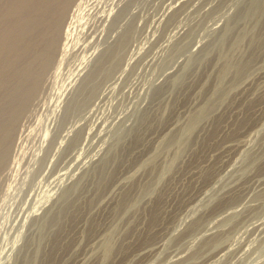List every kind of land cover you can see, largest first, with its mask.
<instances>
[{
  "label": "rangeland",
  "instance_id": "1",
  "mask_svg": "<svg viewBox=\"0 0 264 264\" xmlns=\"http://www.w3.org/2000/svg\"><path fill=\"white\" fill-rule=\"evenodd\" d=\"M89 1L1 167L0 264H264V0Z\"/></svg>",
  "mask_w": 264,
  "mask_h": 264
},
{
  "label": "bare ground",
  "instance_id": "2",
  "mask_svg": "<svg viewBox=\"0 0 264 264\" xmlns=\"http://www.w3.org/2000/svg\"><path fill=\"white\" fill-rule=\"evenodd\" d=\"M18 2H16V4L12 5V4H8L5 6V9L4 11L1 13L0 12V25L5 21H7L3 26L2 30H0V170H1V167H4L6 166V163L7 162V159L9 157V155H12L13 154H10V152L14 149V147L16 146L17 143H19V141L21 140H24L26 138H23L24 136L26 137V135H24V128L25 127V119H27L26 117L27 116H30L29 113L31 112V106L33 105L34 101L35 100H38L39 98V95H41V92L43 91V87H45V76L47 75V73L49 71H51L50 69L52 68V66H55V68L57 67V65H59L61 63V61L66 57L68 56V52L71 50L72 52L75 50L74 47H72L74 44L73 43V39H74V42L76 41V39L74 38V34H79V33H83L82 30H85V24L88 23V18H85L84 19V14H82L81 12L82 11H85L84 8L83 9V5L84 3L86 4L87 0H17ZM91 1V0H90ZM89 1V2H90ZM96 1V0H95ZM98 1V0H97ZM104 1V0H103ZM132 1V0H131ZM258 1V0H257ZM262 1V0H261ZM2 2V0H1ZM5 2V0L3 1ZM2 2V4H3ZM7 2H9L7 0ZM124 2V1H123ZM264 2V1H263ZM88 3V2H87ZM252 3H255L254 0H251V7L253 6ZM102 4V3H101ZM127 4V3H126ZM125 4V5H126ZM249 4V3H248ZM261 4V3H260ZM259 4V5H260ZM1 5V4H0ZM90 5V4H88ZM87 5V7H88ZM93 5V4H92ZM95 5V3H94ZM187 5V4H186ZM249 5V6H250ZM255 5V4H254ZM264 6V4H262ZM261 5V6H262ZM4 6V4H3ZM86 6V5H85ZM84 6V7H85ZM111 6V5H109ZM248 6V8H250ZM97 7V6H96ZM123 7V6H122ZM195 7V6H194ZM256 7V6H255ZM4 8V7H3ZM94 10V7H90ZM113 8V7H112ZM127 8V7H126ZM264 9V7H262ZM88 9V8H87ZM86 9V10H87ZM98 9V8H97ZM96 9V11H97ZM111 9V8H110ZM109 9V12L111 11ZM208 9V8H207ZM247 9V8H246ZM257 9V8H256ZM176 10V9H175ZM219 10V9H218ZM250 10V9H249ZM89 11V9H88ZM99 11H101L99 9ZM104 11V10H103ZM102 11V12H103ZM106 11V10H105ZM115 11V9H114ZM242 11V10H241ZM248 11V10H246ZM246 11H244L246 13ZM256 11V10H255ZM254 11V12H255ZM259 11V10H258ZM264 11V10H263ZM86 12V11H85ZM252 12V11H251ZM90 13V12H89ZM112 13V11L110 12ZM109 13V14H110ZM118 13V14H117ZM113 12L112 16L110 17L109 15V18H108V26L113 24L115 21H117L116 19L119 18L118 15H119V12ZM134 13V12H133ZM238 13V12H237ZM260 13V11H259ZM262 13V12H261ZM83 16H82V15ZM86 14V13H85ZM98 15L102 14L101 12L100 13H97ZM122 14V13H120ZM204 14V13H203ZM243 14V12H242ZM240 14V16L242 15ZM248 14V12H247ZM246 14V15H247ZM264 14V13H263ZM93 15V14H92ZM99 17L97 15H95L96 17L100 18L102 16ZM126 15V14H125ZM206 15V14H205ZM254 15V14H253ZM89 16V15H88ZM121 16V15H119ZM244 16V14H243ZM87 17V16H86ZM94 17V16H93ZM104 17V16H103ZM108 17V16H107ZM123 17V16H122ZM125 17V16H124ZM237 17V16H236ZM253 17V16H252ZM90 18V17H89ZM95 18V17H94ZM92 19V22H93V19ZM251 18V17H250ZM255 18V17H254ZM258 20L261 18L259 17H256ZM264 18V16H263ZM105 19V18H104ZM200 19V18H199ZM244 19V18H243ZM262 19V18H261ZM95 20V19H94ZM107 19H105L106 21ZM245 20V19H244ZM114 21V22H113ZM241 21V20H240ZM243 21V20H242ZM254 21V20H253ZM257 21V20H256ZM91 22V21H90ZM97 22V21H96ZM118 22V21H117ZM116 22V23H117ZM120 22V21H119ZM258 22V21H257ZM95 23V21H94ZM232 23V22H231ZM132 24V23H131ZM105 25V24H104ZM129 25V23H128ZM231 25V24H230ZM131 26V25H129ZM227 26V25H226ZM243 26V25H242ZM98 27V25H97ZM101 27V26H100ZM125 27H126V24H125ZM124 27V28H125ZM139 27V26H138ZM225 27V26H224ZM230 27V26H229ZM237 27V26H236ZM264 27V26H263ZM96 28V27H95ZM103 28H105L103 26ZM108 28V27H106ZM103 29V30H106ZM123 28V29H124ZM128 28V26H127ZM152 28V27H151ZM164 28V27H163ZM231 28V27H230ZM86 29H90V28H86ZM91 29H93V27H91ZM122 29V30H123ZM126 29V28H125ZM232 29V28H231ZM252 29V28H250ZM99 31V28L97 29ZM95 30V32L97 31ZM127 31H129L128 29H126ZM171 30V29H170ZM227 30V29H225ZM229 30V28H228ZM227 30V32H228ZM255 30V29H254ZM253 30V31H254ZM92 31V30H90ZM89 31V32H90ZM108 31V30H106ZM111 31V30H110ZM109 31V32H110ZM185 31V30H184ZM239 31V30H238ZM94 32V31H92ZM90 32V33H92ZM108 32V34H109ZM132 32V31H131ZM222 32V31H221ZM241 32V31H240ZM239 32V33H240ZM245 32V31H244ZM86 35L89 34L87 31L85 32ZM99 33V32H98ZM101 33V31H100ZM105 33V32H104ZM139 33V32H138ZM229 33V32H228ZM108 34H104V35H108ZM121 34V32H120ZM225 34H226V31H225ZM242 34V33H241ZM240 36H243L241 35ZM252 34V33H251ZM262 34V33H261ZM80 35V34H79ZM82 35V34H81ZM80 35V37H82ZM102 35V34H101ZM110 35V34H109ZM123 35V34H122ZM181 35V34H180ZM221 35H223L224 37V34L221 33ZM237 35V34H236ZM85 36V35H84ZM90 36V34H89ZM92 36V35H91ZM124 36V35H123ZM79 37V36H77ZM80 37L77 39L76 41V45H79L78 40H80ZM100 37V36H99ZM113 37V36H112ZM237 37V40L240 39V37L236 36ZM116 38V37H115ZM121 38V36H120ZM186 38V37H185ZM234 38V37H233ZM245 38V37H244ZM263 38V37H262ZM95 37L93 38V41ZM101 39V38H100ZM122 39H124L122 37ZM98 40V39H97ZM107 40V39H106ZM105 40V42H106ZM208 40V39H207ZM235 40V39H234ZM243 40V39H242ZM99 41V40H98ZM112 41V40H110ZM119 41V39H118ZM122 41V40H121ZM157 41V40H156ZM180 41V40H179ZM241 41V40H239ZM238 41V42H239ZM80 44H81V40L79 41ZM92 42V39L91 41ZM101 42V40H100ZM104 42V41H103ZM103 42H101L103 44ZM116 42V41H115ZM120 42V41H119ZM182 42V41H181ZM252 42V41H251ZM250 42V43H251ZM87 43V42H85ZM84 43V44H85ZM109 43V41H108ZM113 43V42H111ZM186 43V42H185ZM201 43V42H200ZM234 44H236V42H233ZM233 43H231V45H233ZM254 43V42H252ZM88 44V43H87ZM87 44H86V47H87ZM93 45V43H91ZM99 46L101 45L100 43H98ZM177 44V43H176ZM205 44V43H204ZM238 44V43H237ZM236 44V45H237ZM241 44V43H240ZM90 45V44H89ZM96 45V42L95 44ZM106 45V44H105ZM104 45V46H105ZM230 45V46H231ZM239 45V44H238ZM80 46V45H79ZM91 46V45H90ZM117 46V45H116ZM205 46V45H204ZM235 46V45H234ZM78 47V46H77ZM82 47V46H81ZM85 48V46H83ZM92 47V46H91ZM110 47V45H109ZM112 47V46H111ZM181 47V46H180ZM72 48H74V50H72ZM93 48V47H92ZM100 48V47H99ZM188 48V47H187ZM215 48V47H214ZM231 48V47H230ZM229 48V49H230ZM236 48V47H234ZM233 46H232V50L234 49ZM242 48V47H241ZM78 49V48H76ZM79 49H82V48H79ZM78 49V50H79ZM86 49V53H87V49L88 48H85ZM96 49V47H95ZM98 49V47H97ZM96 49V50H97ZM101 49V48H100ZM107 49H110V48H106L104 50V48H102V52H100L99 56H96L97 58L95 59L94 63H92L93 65L91 66V68H89V71L86 69V74L81 77L77 76V78H81L80 80H78L76 78V80L80 81L78 82V86L77 88H79V85L81 86V84L85 81V78L90 75H92L91 73L92 72V69L94 68V65L96 64L95 62L98 60V59H101L102 56L106 55L107 53ZM174 49V48H173ZM92 50V49H91ZM178 50V49H177ZM185 50V49H184ZM77 52V50H75ZM82 51V50H81ZM80 51V52H81ZM94 52V51H93ZM112 51L110 50V53ZM120 52V51H119ZM118 52V53H119ZM221 52V50H219V53ZM78 53V52H77ZM84 53V54H86ZM89 53V52H88ZM88 53L86 54V57H88ZM109 53V52H108ZM117 53V51H116ZM115 53V54H116ZM228 53V52H227ZM234 53V52H233ZM255 53V52H254ZM70 56H71V52H69ZM74 54V52L72 53ZM78 54H82V53H78ZM83 54V57L85 59V56ZM90 54V53H89ZM114 54V55H115ZM167 54V53H166ZM181 54V53H180ZM196 54V53H195ZM241 54V53H240ZM75 55V54H74ZM77 55V54H76ZM112 55V54H111ZM147 55V54H146ZM150 55V54H149ZM223 55H225L223 53ZM222 56L225 57V56ZM231 55V54H230ZM228 55V56H230ZM237 55V54H236ZM81 56V55H79ZM95 56V55H93ZM217 56H220V55H217ZM216 56V57H217ZM227 56V57H228ZM78 57V56H77ZM81 57V58H83ZM89 57H92L91 55H89ZM111 57V56H110ZM194 57V56H193ZM232 57V56H231ZM67 58V57H66ZM74 58V57H73ZM93 58V57H92ZM95 58V57H94ZM114 57H112L113 59ZM196 58V57H195ZM221 58V57H220ZM221 58V59H222ZM257 58V57H256ZM105 58L102 59V61L104 60ZM228 59V58H227ZM230 61H231V58H229ZM228 59V61H229ZM70 60V59H69ZM81 61V59H79ZM93 60V59H92ZM122 60V59H121ZM225 61V59H223ZM255 60V59H254ZM80 61H78L80 63ZM86 61V59L84 60ZM105 61V60H104ZM227 61V60H226ZM242 61V60H241ZM240 61V63H241ZM71 62V60H70ZM82 62V61H81ZM89 62V61H88ZM253 62V61H252ZM63 63H64V60H63ZM77 63V64H79ZM86 63V62H85ZM238 63H239V60H238ZM237 63V64H238ZM76 64V67H78ZM90 64V63H89ZM103 64V62H102ZM100 64V65H102ZM111 64V63H110ZM223 64V63H222ZM230 64V63H229ZM228 62L226 65H229ZM97 65H98V62H97ZM99 65V66H100ZM112 65V64H111ZM224 65V64H223ZM232 65V64H231ZM230 65V66H231ZM236 64H234V61H233V65L232 66H235ZM241 65V64H239ZM238 65V67H239ZM242 65H243V62H242ZM68 66V65H67ZM70 66V65H69ZM83 66H84V63H83ZM82 66V67H83ZM98 66V67H99ZM159 66V65H158ZM189 66V65H188ZM225 66V65H224ZM230 66H225V69ZM245 66V64H244ZM243 66V67H244ZM61 67V66H60ZM64 67V66H63ZM85 67V66H84ZM222 67V66H221ZM237 67V65H236ZM235 67V68H236ZM59 68V67H58ZM86 68V67H85ZM109 68V67H108ZM54 69V68H52ZM66 69V67H65ZM77 69V68H76ZM83 69V68H82ZM82 69L81 70V73L84 74V70L82 72ZM219 69L221 70V68L219 67ZM224 69V70H225ZM233 70V68H231ZM238 70V68H236ZM240 69V67H239ZM243 69V68H242ZM240 69V70H242ZM62 70V69H61ZM64 70V69H63ZM75 69H73L74 71ZM94 70V69H93ZM223 70V71H224ZM230 70V69H229ZM228 70V71H229ZM53 71V70H52ZM55 71V69H54ZM72 71V75H73V72ZM76 71V70H75ZM105 71V70H104ZM223 71H221L223 73ZM231 71V70H230ZM234 71L236 72V70L234 69ZM147 72V71H146ZM233 72V73H235ZM238 72V71H237ZM50 73V72H49ZM61 73V72H60ZM64 73V72H63ZM77 73V71L75 72V74ZM80 73V72H79ZM80 73V74H81ZM97 73V72H96ZM221 73V74H222ZM241 73V72H240ZM55 74V73H54ZM226 73L223 74V76L225 75ZM232 74V73H231ZM236 74V73H235ZM234 74V75H235ZM78 75V74H77ZM82 75V74H81ZM196 75V74H195ZM216 75V73H215ZM233 75V74H232ZM60 76V74H59ZM221 75V78L223 77ZM227 76V75H226ZM67 77V76H66ZM75 75H74V80H72V77L71 80L72 81H75ZM96 77V76H95ZM103 77V76H102ZM220 77V76H219ZM218 77V78H219ZM236 77V76H235ZM58 78V77H57ZM55 78V79H57ZM62 78V77H61ZM64 78V77H63ZM224 78H226L224 76ZM234 78V77H233ZM65 79V78H64ZM67 79V78H66ZM89 79V78H88ZM95 80V79H94ZM219 80V79H218ZM47 81V79H46ZM67 81H70L67 79ZM93 81V80H92ZM207 81V80H206ZM90 82V81H89ZM88 82V83H89ZM109 82V81H108ZM194 82V81H193ZM192 82V83H193ZM68 83V82H67ZM72 82H70L71 84ZM76 83V82H74ZM73 83V85H74ZM50 84V83H49ZM77 84V83H76ZM92 84H94L92 82ZM219 84H220V81H219ZM222 84V83H221ZM213 85V84H212ZM83 86V84H82ZM82 86H81V90H82ZM221 86V85H220ZM231 86V85H230ZM71 87V86H70ZM74 87V86H73ZM76 87V86H75ZM74 87V89H75ZM217 87V86H216ZM45 89V88H44ZM49 89V87H48ZM66 89V88H65ZM217 89H219V87H217ZM221 89V87H220ZM220 89L218 91H220ZM50 90V89H49ZM79 90V89H78ZM135 90V89H134ZM65 91V90H64ZM63 91V92H64ZM159 91V90H158ZM217 91V92H218ZM44 92V91H43ZM77 92V90H76ZM81 91L79 90L78 93H80ZM68 93V92H67ZM94 93V92H93ZM188 93V92H187ZM51 94V93H50ZM222 94V93H221ZM65 95V94H64ZM149 95V94H148ZM220 95V94H219ZM236 95V94H235ZM51 96V95H50ZM69 97V95L67 94L66 97ZM227 96V95H226ZM55 97V96H54ZM63 98L64 100V104H62L64 107V112H67L69 110V108L71 109V106L73 105V102H74V98ZM85 97V96H84ZM130 97V96H129ZM215 97V96H214ZM53 98V97H52ZM56 98V97H55ZM58 99V98H57ZM54 100V99H53ZM52 100V101H53ZM56 100V99H55ZM43 101V100H42ZM41 101V102H42ZM49 101V100H48ZM45 102V101H44ZM57 102V101H56ZM173 102V101H172ZM212 102V101H211ZM53 103V102H52ZM36 104V103H35ZM75 104V103H74ZM172 104V103H171ZM50 105H51V102H50ZM34 106V105H33ZM53 106V105H52ZM57 106V104H56ZM39 107V106H38ZM45 107V106H44ZM59 107V106H58ZM76 107V106H75ZM115 107V106H114ZM41 108V106H40ZM195 108V107H194ZM210 108V106H209ZM44 109V108H43ZM206 109V108H205ZM213 109V108H212ZM41 111V109H39ZM62 110V108H61ZM114 110V109H113ZM48 111V110H47ZM53 111V110H52ZM59 111V110H58ZM62 111V112H63ZM81 111V110H80ZM70 112V110H69ZM73 112V111H72ZM192 112V111H191ZM207 112V111H206ZM61 113V112H59ZM189 113V112H188ZM204 113V112H203ZM210 113V112H209ZM39 114V113H38ZM77 114V113H76ZM84 114V113H83ZM190 114V113H189ZM32 115V114H31ZM37 115V113H36ZM58 115V114H56ZM62 115V114H61ZM194 115V114H193ZM197 115V114H196ZM198 116V115H197ZM31 117V116H30ZM29 117V118H30ZM45 117V116H44ZM57 117V116H56ZM191 117V116H189ZM200 117V116H199ZM216 117V116H215ZM41 118V117H40ZM52 118V117H51ZM195 118V117H194ZM35 119V118H34ZM49 119V118H48ZM60 119V118H59ZM137 119V118H136ZM28 120V119H27ZM45 120V119H44ZM62 120V119H61ZM189 120V119H188ZM187 120V121H188ZM199 120V119H198ZM197 120V121H198ZM30 121V119H29ZM27 121V122H29ZM37 121V120H36ZM49 121V120H48ZM57 121V120H56ZM191 121V120H190ZM243 121V120H242ZM38 122V121H37ZM50 122V121H49ZM63 122H64V119H63ZM192 122V121H191ZM190 122V123H191ZM194 122V121H193ZM33 123V122H32ZM66 123V122H65ZM74 123V122H73ZM34 124V123H33ZM40 124V123H39ZM50 124V123H49ZM53 124V123H52ZM55 124V123H54ZM28 125V123H27ZM26 125V126H27ZM35 126H38L36 124H34ZM60 125V124H59ZM58 125V127H59ZM63 125V124H62ZM82 125V123H81ZM190 125V124H189ZM29 126V125H28ZM34 126V127H35ZM41 126V125H40ZM39 126V127H40ZM49 126V125H48ZM53 126V125H52ZM55 126V125H54ZM53 126V128H54ZM57 126V125H56ZM135 126V125H134ZM192 126V125H190ZM208 126V125H207ZM38 127V128H39ZM46 127V126H45ZM51 127V126H50ZM57 127V128H58ZM70 127V126H69ZM82 127V126H80ZM79 127V129L81 130V128ZM51 127V129H53ZM56 128V127H55ZM54 128V129H55ZM65 128V126H64ZM83 128V127H82ZM134 128V127H133ZM180 128V127H179ZM33 129V128H31ZM48 129V128H47ZM60 129H62L60 127ZM59 129V131H60ZM185 129H186V132H187V127L185 126ZM193 129V127H191V130ZM210 129V128H209ZM28 130V129H27ZM34 130V129H33ZM38 130V129H37ZM67 130V129H66ZM65 130V131H66ZM80 130H78L80 132ZM30 131V130H29ZM40 131V130H39ZM43 131V129H42ZM47 131V130H46ZM77 131V132H78ZM181 131V130H180ZM184 131V129L182 130ZM35 132V131H34ZM56 132V129L53 130L51 133L53 135V133L55 134ZM58 132V131H57ZM68 132V131H67ZM67 132H65L67 134ZM185 132V131H184ZM190 132V130L188 131ZM259 132V131H258ZM261 132V131H260ZM26 133V131H25ZM36 133H39L38 131ZM41 133V132H40ZM49 133V132H48ZM50 133V134H51ZM60 133H62L60 131ZM65 133H63L64 135L63 136H66ZM168 133V132H167ZM172 133V132H171ZM28 135V133H26ZM43 134V133H41ZM45 134V133H44ZM182 134V132H181ZM186 134V133H185ZM24 135V136H23ZM34 135V134H33ZM38 135V134H37ZM36 135V136H37ZM49 135V134H48ZM57 135V134H56ZM70 135V134H69ZM133 135V134H132ZM196 135V134H195ZM207 135V134H206ZM46 136V135H45ZM44 136V138H46ZM50 136V135H49ZM59 136V133L58 135ZM56 136V137H57ZM82 136V135H81ZM260 136V135H259ZM32 137V136H31ZM38 137V136H37ZM41 137V136H40ZM48 137V136H47ZM51 137V136H50ZM61 139H62V135L60 136ZM59 137V138H60ZM72 137V136H71ZM70 137V138H71ZM177 137V136H176ZM182 137V136H181ZM30 138V136H29ZM43 138V139H44ZM53 138V136L51 137V139ZM173 138V137H172ZM171 138V139H172ZM47 139V138H46ZM54 139V138H53ZM58 139V138H57ZM59 139V141L61 140ZM64 139V138H63ZM69 139V137H68ZM76 139V138H75ZM29 140V139H28ZM32 140V138H31ZM49 140V139H48ZM55 140V139H54ZM174 140V139H173ZM27 141V140H26ZM34 141H35V138H34ZM58 141V143H60ZM63 141V140H62ZM69 141V140H68ZM75 141V140H74ZM37 143V141H35ZM39 142L41 141H38V144ZM57 142V141H55ZM54 142V144H55ZM78 142V140H77ZM24 143V142H23ZM28 143V142H27ZM30 143V142H29ZM28 143V144H29ZM47 143V142H46ZM53 143V142H52ZM57 143V144H58ZM165 143V142H164ZM163 143V144H164ZM20 146L22 145V141L19 143ZM45 144V142H44ZM51 144V143H49ZM53 144V145H54ZM125 144V143H124ZM193 144V143H192ZM37 145V144H36ZM40 145V144H39ZM172 145V144H171ZM23 146V145H22ZM21 146V147H22ZM38 146V145H37ZM42 146V144H41ZM40 146V147H41ZM47 146V144L42 148V149H45ZM57 146V145H56ZM54 146V148L56 147ZM67 146V145H66ZM164 146V145H163ZM170 146V145H169ZM184 146V145H183ZM48 148H50L51 146H47ZM58 147V146H57ZM56 147V148H57ZM122 147V146H121ZM165 147V146H164ZM29 148V147H28ZM31 148V147H30ZM40 148V150H41ZM59 148V147H58ZM62 148V147H61ZM65 148V147H64ZM106 148V147H105ZM23 149V148H22ZM21 149V150H22ZM37 149L39 150V148L37 147ZM51 149V148H50ZM260 149V148H259ZM264 149V148H263ZM19 150V149H18ZM37 150V151H38ZM54 150V149H53ZM61 150V149H60ZM182 150V149H181ZM191 150V149H190ZM47 151H49V149H45L44 151V155H42V157H44L45 155H47ZM170 151V150H169ZM14 152V151H13ZM21 152V151H20ZM23 152V151H22ZM39 152V151H38ZM37 152V153H38ZM43 152V151H42ZM51 152V151H50ZM55 152V151H53ZM59 152V151H58ZM263 152V151H262ZM36 153V152H35ZM36 153V154H37ZM156 153V152H155ZM261 153V152H260ZM24 154V153H23ZM28 154V153H27ZM33 154V153H32ZM35 154V155H36ZM17 155V154H16ZM40 156V154H38ZM36 155V157H38L39 159V156ZM11 156V157H12ZM21 156V155H20ZM19 156V157H20ZM10 157V158H11ZM14 157V156H13ZM41 157V156H40ZM249 158V157H248ZM20 159V158H19ZM24 159V158H23ZM114 159V158H113ZM11 160V159H10ZM32 160V159H31ZM33 160H34V157H33ZM257 160V159H255ZM107 161V160H106ZM12 162V161H11ZM21 162V160L19 161ZM18 162V163H19ZM24 161H22L21 163H23ZM28 162V161H27ZM109 162V161H108ZM151 162V161H150ZM247 162V161H246ZM10 163V161H9ZM31 163V162H30ZM8 165V164H7ZM18 165V164H17ZM24 165V164H23ZM30 165V164H29ZM255 165V164H254ZM15 166V165H14ZM22 166V165H21ZM25 167V166H24ZM111 167V166H110ZM7 168V167H6ZM19 168V167H17ZM31 168V167H30ZM166 168V167H165ZM246 168V167H245ZM3 170H5V168H2ZM22 169V168H21ZM111 169V168H110ZM168 169V168H167ZM27 170V169H26ZM105 170V169H104ZM242 170V169H241ZM240 170V171H241ZM2 171V170H1ZM0 171V172H1ZM6 171V170H5ZM4 171V172H5ZM100 171V170H99ZM145 171V170H144ZM7 172V171H6ZM24 172V171H23ZM98 172V171H97ZM18 173V172H17ZM100 173V172H99ZM98 173V174H99ZM114 173V172H113ZM21 174V173H20ZM1 175V173H0ZM16 175V174H15ZM14 175V177H15ZM26 175V173H25ZM100 175V174H99ZM2 176V175H1ZM17 176V175H16ZM22 176V174H21ZM24 176V175H23ZM4 177V176H3ZM100 177V176H99ZM7 178V177H6ZM16 178V177H15ZM20 178V177H19ZM23 178V177H22ZM3 179V178H2ZM14 179V178H13ZM22 180V179H21ZM25 180V179H24ZM100 180V179H99ZM17 181V180H16ZM20 181V180H19ZM13 182V181H12ZM15 182V181H14ZM13 185V184H10V186ZM28 186V185H27ZM30 186V185H29ZM71 186V184H70ZM69 186V187H70ZM8 187V186H7ZM99 187V185H98ZM14 187H12L13 189ZM29 188V187H28ZM67 188V187H66ZM72 188V186H71ZM70 188V189H71ZM153 188V187H152ZM10 190V189H9ZM67 190V189H66ZM65 190V191H66ZM72 190V189H71ZM64 191V192H65ZM69 191V189L67 190ZM100 191V190H99ZM9 192V191H7ZM142 192V191H141ZM66 193V192H65ZM127 193V192H126ZM129 193V192H128ZM11 194V193H10ZM64 194V193H63ZM67 194V193H66ZM216 194V193H215ZM68 195V194H67ZM65 195V196H67ZM7 196V195H6ZM10 196V195H9ZM65 196H64V199H65ZM123 196V195H122ZM125 196V195H124ZM263 196V195H262ZM128 197V196H127ZM130 197V196H129ZM131 198V197H130ZM129 198V199H130ZM128 199V200H129ZM142 199V198H141ZM228 199V198H227ZM254 199V198H253ZM256 200V198H255ZM264 200V199H263ZM60 202V201H59ZM127 202H130V201H127ZM61 204V203H60ZM118 205V204H117ZM128 205V204H127ZM264 205V204H263ZM60 207V206H59ZM262 208V207H261ZM141 209V208H140ZM119 210V209H118ZM258 213V212H257ZM226 215V214H225ZM258 216V215H257ZM56 217V216H55ZM131 218V217H130ZM226 218V217H225ZM55 219V218H54ZM117 219V218H116ZM200 223V222H199ZM43 224V223H42ZM58 224V223H57ZM63 225V224H62ZM196 227V226H195ZM193 228V227H192ZM116 233V232H115ZM132 234V233H131ZM115 236V235H114ZM113 240V239H112ZM108 246V245H107ZM200 248V247H199ZM108 249L110 250V248L108 247ZM200 250V249H199ZM198 250V251H199ZM107 251V250H106ZM198 253V252H197ZM193 256V255H192ZM108 257V256H107ZM193 261V260H192Z\"/></svg>",
  "mask_w": 264,
  "mask_h": 264
}]
</instances>
